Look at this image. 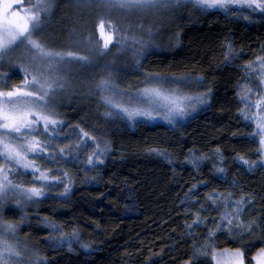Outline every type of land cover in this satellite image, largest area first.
<instances>
[{"label":"trees","instance_id":"obj_1","mask_svg":"<svg viewBox=\"0 0 264 264\" xmlns=\"http://www.w3.org/2000/svg\"><path fill=\"white\" fill-rule=\"evenodd\" d=\"M51 11L43 18L47 38L74 29L75 11L68 0H54ZM243 15L248 18L202 11L191 3L159 9L153 24H141L140 35L150 48L138 60L112 62V79L126 93L145 86L150 76L196 80L194 93L211 89L208 106L176 127L130 126L115 115L105 116L95 93L89 99L74 96L67 103H52L66 126L53 141L55 160L37 158L36 164L57 179L39 182L37 186L49 185L43 197L1 216L17 226L19 242L46 264H214L213 249L237 248L245 264H254L252 257L264 247V168L249 169L237 158L260 159L259 138L244 116L242 98L252 82L251 67L264 56V15ZM43 42L66 49L59 42ZM229 44L232 52L226 59ZM101 77L93 72L80 87L92 94ZM19 82L13 68L0 67L1 90ZM80 128L107 144L95 167L74 165L91 151L73 136ZM64 172L72 181L67 192ZM11 179L25 186L36 180L32 174ZM213 193L251 197V203L239 220L233 219L232 231H217L206 254L202 250L194 257V245L203 244L209 228L215 229L210 221L219 220L225 210L220 201L208 199ZM197 212L204 221L199 227L193 224ZM249 221L259 227L249 231L241 223Z\"/></svg>","mask_w":264,"mask_h":264},{"label":"snow or ice","instance_id":"obj_2","mask_svg":"<svg viewBox=\"0 0 264 264\" xmlns=\"http://www.w3.org/2000/svg\"><path fill=\"white\" fill-rule=\"evenodd\" d=\"M77 2L96 3L97 7L128 11L172 9L182 7L185 3H191L202 11L218 9L226 14L243 16L245 19L248 17L243 15L244 9L259 10L264 15V0H77ZM19 7L17 0H0V60L8 57L16 47L23 46L25 52H31L29 65H21V71L24 73L21 84L7 91L0 90V209L3 208L9 197L14 198L18 205L22 201L31 202L34 197H43L45 195L44 188L49 185L37 186L38 183L57 179V177L51 176L47 169L36 164L37 158L51 157L55 160L53 141L59 138V133L63 131L64 127L58 118L55 107L50 103L49 97L56 89L64 88L66 77L63 69L68 64L74 61L85 70L97 67L93 64V58L89 54H81L76 50H56L47 47L43 40L37 37L36 33L39 32L41 23L40 12H46L52 7L51 0H42L36 4L35 11L33 9L15 10ZM95 30L99 33V39L97 40L93 34H90L84 41L89 53L93 48L96 51H100L101 48L108 49L114 40L123 46L129 39L127 34H121L119 26L103 18L95 25ZM148 31L151 34V29ZM131 39L141 44L148 43V41L135 36H132ZM113 46L115 45L113 44ZM231 52L232 46L229 44L226 47V59ZM256 59L261 68H264V56H258ZM100 70L106 75L101 77L95 87L101 93L102 102L110 109L105 111L104 115L112 116V109H115V115L126 117L129 121H133L137 117L153 119L163 114L165 120L175 123L178 118L187 115L189 108L205 103L211 92V89H207L206 92L198 95H181L177 92L165 91L163 82L166 78L150 76L146 78L145 87L139 89L137 94L132 96L131 93L121 91L119 85L113 81L112 73L116 70L113 65L105 64L100 67ZM29 74L31 75L30 79ZM258 75L264 79V71ZM187 79L188 77L173 78V83L180 86ZM125 96L129 97L127 102L123 99ZM260 104H264V98L258 101V106ZM261 112L264 113V107L261 108ZM249 118L256 119L255 136H259L260 147L257 156L260 159L251 162L242 156L237 159L248 165L249 169L257 166L264 168V115L258 114L256 117ZM79 134L81 137L95 139L84 128H80ZM106 148V143L103 148L97 143L92 154L87 156L86 163L95 167L97 161L102 162ZM65 151V148H59L61 157ZM68 151L70 152L71 149ZM192 162L195 164V158ZM18 168L31 169L33 176L37 173L39 176L30 186L14 183L10 176ZM219 171L223 172L224 169L220 168ZM65 175L67 174L65 173ZM64 188L67 192L68 184H65ZM208 199L214 202L220 201L225 210L220 213L219 220L210 221L215 225V229L209 228L203 244L194 245V257L201 254L202 250L206 254L209 243L217 231H223L225 228L232 231L233 219L239 220L243 212L247 210L245 206L251 203V197L241 196L239 199H233L231 193L227 198L213 193ZM228 209H233V211H228ZM202 223L204 221L199 218V212H197L193 224L199 227ZM241 223L249 231L259 227L258 223L251 221ZM192 226L191 224L186 225L189 229ZM16 227L15 224L0 220V229H3L0 232V264H7V261H10L12 257L21 255L19 242L10 243L9 239L4 238L7 234L10 239H14ZM50 227L56 228V225L50 224ZM60 237V242L64 243L62 231H60ZM225 256L228 258L227 264H244L243 253L239 248L231 252L223 250L220 253L213 249V259L216 260V264H223L218 257ZM252 259L255 264H264V247H261ZM37 264H46V262L37 261Z\"/></svg>","mask_w":264,"mask_h":264},{"label":"rangeland","instance_id":"obj_3","mask_svg":"<svg viewBox=\"0 0 264 264\" xmlns=\"http://www.w3.org/2000/svg\"><path fill=\"white\" fill-rule=\"evenodd\" d=\"M73 8V11H75V21L73 22L74 24V29H71L69 31H65L64 33H58L55 37L47 38L46 35V29L44 28L43 25V18L51 14V10L53 8V2L54 0H51L52 7L44 12H40V19L41 23L39 25V32L36 33L37 37L41 38L42 40L45 39L47 41H50L51 43L54 42H59V44L62 45V48L64 51L68 50H76L79 51L81 54H89L93 58V64L96 65L97 67L94 68H89L88 70H85L84 68L80 67V65L76 62H72L71 64H68L67 66L64 67L63 72L66 77V83L64 88L62 89H56L49 97L50 103H62V102H68L70 98H75L74 99H80L82 100L83 98L89 99L90 97H93L94 93L98 94L97 100L101 105L102 112L105 113V111L110 110L101 100V93L99 90L96 89L95 86H93L92 90L91 88V93L86 94L80 85H83L84 82L86 81V78H89L92 73H99L106 75L100 70V67L105 65V64H111L115 60L121 61L120 59L126 58V59H135L138 60L140 56L148 49L150 48L149 45L146 44H141L138 42H135L131 39L132 36L137 37L138 39L144 40L140 35L141 32H143L141 24H153L157 16H154L155 13H157L159 10H146V11H135V10H120V9H106L103 7H97L96 3H91V4H83V3H78L77 0H68ZM42 2V0H30V2H26L24 0H17V3L20 5L18 9L19 11H23L25 9H33L34 11L36 10L34 6L38 3ZM210 10H218V9H210ZM222 11V10H220ZM243 11L249 12V13H255L260 14L263 16L259 10L257 11H252L251 9H244ZM247 15V14H245ZM103 18L106 21H111L113 24L117 25L121 29V34H127L129 36V39L121 46L120 44L116 43V41H113V44L109 45L108 49H102L100 51H96L95 48L92 49V51L89 53L88 49L85 47L84 41L86 37H89L90 34H93L95 38L98 40L99 39V33L96 32L95 30V25L98 23V21ZM143 21V22H142ZM141 22V23H140ZM94 24V25H93ZM94 26V27H93ZM148 33V30L146 31ZM144 33V32H143ZM65 34V35H64ZM46 44V43H45ZM47 46V45H46ZM48 47V46H47ZM61 50V49H60ZM30 57H31V52H25L23 46L16 47L14 51L6 57L4 60H0V67L3 64H6L9 66V68H13L15 72L19 75L20 81L24 79V73L21 71V65H29L30 62ZM251 76H252V82L247 83L244 87V92H243V108H244V116L254 125L255 132L257 131L256 127V119L255 118H249V117H256L258 114L259 115H264V113L261 112V108L264 107V104H260L258 106V101H260L262 98H264V79L261 78L259 73L264 71V68H261L259 61L255 63L251 67ZM30 74H31V69H30ZM29 74V79L31 78V75ZM165 78V77H162ZM176 78V77H173ZM173 78H166L163 82V89L165 91H171V92H177L181 95H198L199 93H194L193 91V86L196 84V80L192 79H187L184 81L183 84L180 86H177L175 83H173ZM180 79V78H176ZM19 82L18 85L21 84ZM17 85V86H18ZM145 87V86H143ZM143 87H140L136 90H133L132 92H127L131 93L132 96H135L138 92L139 89H142ZM1 90V89H0ZM86 91V90H85ZM86 95V96H85ZM92 95V96H91ZM124 101L127 102L129 100L128 96H125ZM96 100V101H97ZM64 102V103H65ZM209 104V95L205 103L203 104H197L195 105L194 108H189L187 110V115L180 117L177 119V122L175 123H169L167 120L163 118V114L160 116H156L153 119H147L145 117H137L133 121H129L126 117H121L119 115H115V109H112L113 115L119 117L120 119L124 120L128 125L130 126H135L137 124H163L167 125L169 127H176L177 125L186 122L187 120L191 119L193 116H195L198 112L204 110ZM88 105V103H87ZM251 105V107H249ZM55 106V105H53ZM142 107H146L147 105H140ZM93 105H91L89 108H91V112L89 111V114L92 115V112L94 113L93 110ZM58 118L62 121L63 124V129L66 126V123L64 120L61 119V117L58 114ZM42 131V129H41ZM63 132V131H62ZM60 132L59 135L62 133ZM73 134L74 137L77 138L78 142H80L83 146L90 148L88 150V154L79 157L80 160L76 164L77 166L83 165L86 166L88 165L86 163L87 156L92 154V152L95 150V145L99 143L101 147L103 148L104 145L100 142L95 141L94 139H88L86 137H81L80 136V130H75ZM259 138V136H258ZM107 150V148H106ZM104 151V153L106 152ZM75 161V160H74ZM98 162V161H97ZM32 170L28 169L25 170L23 168H18L14 170V174H31ZM13 174V175H14ZM65 172L63 173V176L61 180L63 181L64 184H68V188L72 186V181L70 175ZM39 176V173H37L35 176H33L36 180L37 177ZM11 178V176H10ZM47 181H40V182H48ZM41 197H34L33 201L40 199ZM31 202L27 201H22L21 204H17L15 199L12 197H9V199L4 203V206L2 209H0V220H3L5 222V219H3L1 216L5 214V210L7 209H16L17 207L19 208L23 204H29ZM11 223V222H8ZM13 224V223H12ZM3 229H0V232H2ZM5 239H9L10 243H15L18 241L17 238V227H16V233L14 239H10L7 234L4 236ZM19 242V241H18ZM65 243V242H64ZM19 251L21 255L19 257H12L10 261H7V264H37V261H42L40 256L32 251L30 248H28L26 245L22 244L19 242ZM231 252L230 250H228ZM217 253H220L222 251H216ZM212 258H213V253H212ZM219 259L222 260L223 264H227V257H218ZM214 264H216V260L213 259ZM255 264V261L253 262ZM245 264V263H244Z\"/></svg>","mask_w":264,"mask_h":264}]
</instances>
